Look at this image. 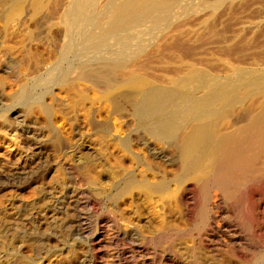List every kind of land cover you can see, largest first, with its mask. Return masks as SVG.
<instances>
[{
  "label": "bare ground",
  "instance_id": "6f19581e",
  "mask_svg": "<svg viewBox=\"0 0 264 264\" xmlns=\"http://www.w3.org/2000/svg\"><path fill=\"white\" fill-rule=\"evenodd\" d=\"M44 1L49 2V0H32L31 3L27 2L30 3V6L32 3L33 6L35 5L34 7L32 6L33 9L31 8L33 11L37 9L42 10L43 14H40L41 16L38 15L39 17L34 19L37 25H52L55 19L54 10L57 6L59 9L60 4L63 5L64 1L62 3V0H50L49 4H46ZM90 1L70 0V5L66 8L65 14L63 13L64 11L62 12L61 25L67 32V40L63 44V49L67 53L72 52L77 58L75 63L79 68L77 78L72 79L70 77V69L57 70L52 75L51 72L53 70L50 71V75L53 78L55 76L68 79L69 81L81 78L90 82L92 86H98L104 91L112 88V93L110 90L105 93H109V95L111 93L110 102L112 101L114 109L120 110L118 111L119 113H122L127 105L133 107L132 114L134 119H132L135 122L132 124L134 127L121 137L120 145L127 152V156L131 154L135 159L132 164H126L127 166L122 165L123 167L120 168L119 190L120 195L125 193L128 195L133 188L137 187L136 189H142L149 192L151 196L153 195L154 197H152L155 198L154 220L153 223L151 222L149 232H131L126 228V230H123L121 226L125 225L130 230H134L136 224L126 214H121L120 240L122 239L126 242L129 239L134 243L133 248H136L135 251L138 249L140 252L149 248L146 246V240L147 242L149 240L155 243L156 247L157 245H163L164 251L161 253H157L156 249L152 250L154 253L152 251L150 252L151 254L148 252L151 256L154 254L158 255L155 257L161 260V264H264V189H260L264 184V75L260 79V75L254 76L252 73V71L264 65L262 59L264 57V50H252L251 62L243 60L246 50L254 48V45L261 40L264 33L262 26L259 24L257 29L252 32H247V30L241 31V29H239L241 32H237L238 29H236L237 33L233 37H229L226 34L228 28L234 22L238 24V21L235 20L238 17L240 18L241 11L243 12V10L250 8L251 4H254V0H217L216 2L214 0L216 4L214 8H209L211 10H204L206 5L205 7L200 5L204 7L201 10H204L205 13L207 11V13H202L203 16L200 14L198 19L201 22L202 28L199 31L200 36H197V41L204 42V39L207 41V38L220 42L225 41L221 47L219 45V52H221L219 54L232 59L228 64L217 63L212 59L205 60L202 56L194 57L196 51H194L195 49L192 46L195 45L190 46L189 40L195 36L194 32L196 29L194 30L191 25L199 23L197 19L192 18L193 21L197 20L193 24L191 23L193 22L190 19L191 17H183L182 20L176 19L177 21L174 22H169V20L166 25L167 32L163 31L164 34L158 37L156 35V42L153 43L151 41V46H155L156 48H149L151 51L149 55L158 48V50H166L169 53V57L156 62L160 67L155 66L161 70L158 69L160 73L162 71L167 72L169 69H171V72L175 70V73L179 71L180 75L184 73V76L181 75L183 76V83L179 80L181 78L174 79L175 73L173 72L174 78H172L175 81L179 80L178 83H181V85L177 84L179 89L162 86L159 91H154L148 89L150 86L147 88L146 83L143 82L145 79H142L143 81H140L143 84L138 82L137 86H135L136 81H133L134 86L137 87H134V90L130 89L128 91L129 89L122 88V90L125 89L122 92H120V81L122 80L118 77L119 75H123L122 72L119 73L121 69L129 65L130 67L133 65L139 66V63L147 68L153 67L154 70L157 68H154V65H150L149 61L144 63L145 59L142 60L143 57L146 60L148 59V52H145L147 50L146 44L138 46L139 51L130 56L131 58L127 59V61L123 60L125 57L120 58V52L114 54L115 56L113 55L110 60H108L110 56L104 55L105 53H102V50L101 53L98 51L99 55L93 56V54H96L94 52L92 55H89L92 52L91 50L90 52L88 51L89 46L86 44V41L89 35L87 36L88 33L86 34L84 25L87 23L91 13ZM106 1L109 0H103L102 3ZM24 2L26 1L0 0V4L3 6H8L9 3L13 4L10 5L12 7L15 4H20L17 7L15 6L17 9L12 8L16 11H19L20 7L18 6L24 9L28 5L25 6ZM181 2L182 0H113L110 7L105 5L109 8L107 13H103V18H101L105 19V22L103 23L99 18V23L103 25L106 23L103 30L107 35L108 33L110 36L112 34L117 35L118 37L115 36L117 39L122 35L125 37L130 36L131 38L133 35L136 36L135 34H142L149 18H152V20L153 18H157L156 20L154 19V23L157 24L158 21L162 20L161 18L164 21V18L171 19L175 15L180 14L182 11ZM211 5L212 3H210ZM189 8H191L190 5ZM12 9H10L11 12ZM253 10L255 13L256 8ZM3 11L4 9L1 12L3 13ZM10 11L9 13H11ZM37 12L39 13L38 10ZM13 13L15 12L11 13L12 16ZM197 13L199 14L198 11ZM60 14L57 12L58 16ZM241 17L244 18L245 16L241 15ZM8 18L9 21L10 17ZM223 18L226 20L224 21ZM152 20L150 21L153 23L154 20ZM222 20L221 25L223 26L219 27L218 23ZM98 21L91 22V24L93 23L94 25L95 22L97 24ZM99 23L97 26L100 25ZM155 24H153L154 27ZM159 28L162 29V27ZM244 29L249 28L245 27ZM155 31L157 32L158 30ZM147 32L150 31L147 30ZM147 32L145 31V33ZM204 35L209 36L204 37ZM105 37L110 38L106 35L103 36V38ZM116 38L115 40H117ZM146 38L150 40V38ZM80 39H82L81 43H84L86 46L79 48L80 52L77 53L78 51L76 52L75 48H77L76 46ZM107 43L110 44V42ZM113 43L114 45L116 44L115 41ZM132 43H130L131 46L134 45ZM94 44L98 45V43ZM123 50H126V48ZM142 51L145 53H142ZM159 53L158 51V56H160ZM154 54L152 53V58ZM162 55L165 56V53ZM138 70L134 71L140 75V71ZM134 71L132 69L129 73L132 74ZM166 72L165 75L168 73ZM194 73H197L198 76H194ZM126 75L127 73H125V77ZM135 75H131L132 80H137V76L139 77V75ZM51 76L49 79H52ZM168 78L166 79L168 80V82L166 81L167 84L171 80ZM126 81L129 82V80H125L124 82ZM152 82L154 83V81ZM152 82L150 81L151 84ZM126 87L128 88V86ZM45 104H41L44 112L45 110L50 111L51 105ZM128 110L127 112L130 111ZM123 112L127 113L126 111ZM49 113L47 112V114ZM95 127H98L102 131L106 128H111V126L107 127L106 121L102 123L97 122ZM57 134H54V136ZM146 137L148 138L147 140L145 139ZM136 165H143V168L139 169ZM147 171H149L148 175L146 174ZM139 190L137 192L140 193ZM141 193L143 192L141 191ZM149 193H146L147 196ZM14 228L16 229L15 226ZM6 239L8 238L6 237ZM10 239L7 245V248L9 246V250H5L9 251L8 255L7 252L1 254L0 251V264L6 259V264L9 260V264L21 262V253L19 254V251H17L16 248L18 247H16L14 239ZM122 240L121 242H123ZM162 242L164 243L161 245ZM128 244L130 245L131 243L128 242ZM121 251L123 253L127 252L125 248ZM7 256L8 258H6Z\"/></svg>",
  "mask_w": 264,
  "mask_h": 264
},
{
  "label": "rangeland",
  "instance_id": "374dc122",
  "mask_svg": "<svg viewBox=\"0 0 264 264\" xmlns=\"http://www.w3.org/2000/svg\"><path fill=\"white\" fill-rule=\"evenodd\" d=\"M25 1V6L28 5L24 7L23 4L24 9L18 6L20 7L19 11L13 9L20 4H15L13 6L14 8L10 6L13 5L11 3H9L8 6L4 5L5 8L0 4L1 254L7 252L8 255L9 251L5 250H9V246L7 248V245L11 240L10 238H13L14 243L17 245L15 246L18 247L16 248L17 251H19V254L21 253V262H16L17 264H161V260L155 257L158 255L152 254L153 256H151L150 252L155 249L157 253L163 252L162 244L164 242L161 243L162 246L157 245V248L155 243L149 240L147 242L146 240V246L147 248L149 247L146 249L147 251L144 250L140 252L137 249L138 252H136L137 250L135 251L136 248H133L134 243H132V241L128 239L124 242L125 240L123 241L121 239L125 243L124 244L120 240L121 214H126V216L136 224L134 230H130V228L121 224L123 225L121 226L123 230L126 228L131 232H149L154 220L155 198H153V195L152 197L149 192L136 189L137 187L133 188L128 195L127 193L120 195L119 190L120 168L124 165L127 166L132 164L135 159L131 154L127 156V152L124 151L122 145H120L121 137L126 135L130 129L134 127L133 107L129 105H127L126 108L124 107L125 109H123V111L126 112L131 107L129 109L131 112L128 110L129 112L127 113L123 111L119 113L118 111L120 110L114 109L111 103L112 101L110 102V96L113 92L112 88L106 90L107 92L110 90L111 93L109 95V93H105L106 91L100 89V87L95 85L92 86L90 82L81 78L69 81L68 79L54 76L55 80H53L54 78L50 75V71L54 70L51 72L52 75H54V72L57 70L70 69V77L72 79L75 77L77 78V73L79 71V68L75 65L77 61L75 54L72 52L67 53L63 49V44L67 40V32L62 27L61 20L63 13L65 14L66 8L70 5V0H62L64 4H60L59 6L61 11L58 9V6L54 10L53 14L56 20L54 19L52 25H43L39 23V25H37L34 19L43 14L41 12L42 10L35 7L39 13L35 9V11H33L32 9L35 5L33 6V3L31 6L29 5L32 0ZM92 1L93 0L90 1L91 3L89 2L91 17L89 16L87 23L84 25V30L86 34L88 33L87 36L89 35L86 41V44L89 46L88 51L90 52L91 50L92 52L89 55H92L94 52L96 54H93V56H96L99 55L98 51H100V53L103 51L102 53H105L104 55L107 54L106 56H110L108 59L110 60L114 54L120 52V58L125 57L126 59L124 58L123 60L127 61V59L131 58L130 56H133L135 52L139 51L138 46L146 44L145 47L147 50H145V52H148V57H145L148 59L146 60V58L143 57L142 60L145 59L144 63L149 61L150 65H154V68H157L154 70L153 67L147 68L139 63V66L136 64L137 66L133 65L130 67L129 65L123 68L124 70L121 69L119 73L122 72L123 75H119L118 77L122 80L120 81V92H122L125 91V89H129L128 91H130V89L137 86L138 82L141 84L145 82L146 87L148 88L150 86L148 89L154 91H159L162 86L165 88L179 89L177 84L181 85V83H183L182 78L184 73H181V75H183L181 76L179 71L175 73V70H172L175 73V78L173 77L171 69H169L170 71L168 70L170 73L168 71V73L166 71L160 73L161 70L158 68L160 66L156 62L168 58L169 53H167L166 50H158V48L155 51L157 52L156 54L152 52L154 54L152 58V53L149 55V52H151L149 48H156L155 46H151V44L152 42H156L158 36L167 32L166 25L169 20V22H174L182 20L183 17H191V20L192 18L198 20L200 14L203 16V14L207 13V11L205 13V9L211 10L214 8L217 0H215V2L214 0H201V2L200 0H182V11L180 10L181 13L178 14L180 17L175 15L171 19L164 18V21L163 18H161L162 20L156 21L157 24L154 23L157 18H153V20L155 19L154 21L152 18H149L142 34H135L136 36L133 35L131 38L130 36L125 37L122 35L119 37L121 39H117V35L112 34L110 36L109 33L107 35L103 30L106 23L104 25L99 23L100 19L103 18V13H107L109 9L107 7L111 6L113 0L106 1L105 3H102L103 0H96L93 1V3ZM44 2L49 4L50 0L49 2ZM204 2L206 3L204 4ZM253 2L254 4H251L250 8L243 10V12L241 11L240 14L245 17L243 18L240 15V21L239 17V19L236 18L235 21H238V24L234 22V24L228 28L226 33L227 36L233 37L237 32H241L242 30L252 32L257 29L259 24L262 26L264 33V0H257L256 3L254 0ZM187 3L191 8H189ZM210 3H212L211 6ZM101 4L104 6L102 5L100 8ZM105 5L108 6L106 7ZM200 5L204 7L206 5V7L204 8ZM6 8L8 9L7 11ZM203 8L204 10H201ZM255 8V13L259 11L257 15L253 12ZM3 9L4 11L2 13L1 11ZM10 9H12V12H15L13 13L14 17ZM250 9L253 11L249 14V12H251L249 11ZM9 11L11 13H9ZM97 11L100 12L97 13ZM194 11H196L195 14L197 16L193 14ZM16 12H18V14H16ZM57 12L58 14L61 12V16L59 15L60 17L57 15ZM9 14L11 15L9 16ZM8 17H10L9 21ZM101 20L103 23L105 22V19ZM150 20H152L153 23ZM197 20H192L193 22L191 23L193 24ZM223 20L225 21L226 19L223 18ZM223 20L219 21V27L223 26L221 25ZM94 21H98L100 25L97 26L98 23L96 24V22L94 25L93 23L91 24V22ZM148 22L149 25L147 26ZM197 22H199V20ZM153 24H155V27ZM191 26L194 30L196 29L194 32L196 37L193 36L196 42H194L195 40L193 39L189 40L190 46L195 45L192 46L195 49L194 51H196L195 53L193 52L195 58L202 56L205 60L212 59L222 64H228L229 61H232V59L219 54L221 53L219 52L220 47L225 41L220 42L208 38L207 41L204 39L206 42L197 41V36L202 28L201 22ZM159 27H162V29ZM245 27L250 30L244 29ZM236 29H238L237 32ZM239 29H241V31H239ZM144 30L150 32L145 33ZM149 33L152 36L151 38ZM151 33L154 34L152 35ZM105 35L110 38H103ZM208 36L209 35H204V37ZM99 37H101L102 40H100L101 38ZM144 37H148L150 40ZM115 38L117 40H115ZM129 39L132 40L130 41ZM114 41L116 43L115 45L113 43ZM128 41L130 43L134 42L132 43V45H134L131 46ZM81 42L82 39L79 40L76 46L78 49L75 48V51H78L77 53L80 52L79 48L86 46ZM93 42L96 44L98 43L101 49L100 47H96L98 45H95ZM100 42L102 43L99 44ZM107 42H110L113 47ZM255 45L254 48H248L246 50L243 57L244 61H252V50H264V36ZM122 48H126V50ZM158 51L160 53H165V56L162 55L163 53H159L160 56H158ZM145 52L142 51V53ZM151 58L153 61L150 60ZM262 59L264 61V57ZM131 68L133 71L139 69L138 71H140L142 78L139 73L134 71L136 75H139L140 78L137 76V80L139 81L132 80V76L135 75V73H129V71H132ZM165 72L171 80L165 75ZM263 72L264 65L252 71L254 76L260 75L259 78H262L264 75ZM125 73H127L126 77ZM49 75L52 79H49ZM194 76H198V74L194 73ZM149 77L151 78L147 79ZM154 77L156 79L159 77V80L157 79V81ZM166 77L170 80L169 83H174H168V85L166 83V81L168 82ZM172 77L174 79L181 78L179 79L181 83H178L179 80L175 81ZM142 79H145V81ZM123 80H129V82H124ZM148 80L151 82L154 81V83L152 82L151 84L149 81L151 85L149 83L148 85ZM133 81H136L135 86ZM156 84L159 85L157 86ZM126 86H128V88ZM122 88L125 89L122 90ZM38 99L40 100L38 101ZM43 102L47 105H51L50 111L45 110L44 112L43 106L41 105L45 104ZM29 107H32L31 110H29ZM47 112L50 113L47 114ZM104 121H106L107 127L111 126L110 129L106 128V131H102L98 129V127H95L97 122L102 123ZM54 134H57V137L54 136ZM58 135L60 136L58 137ZM145 139L147 140L148 138L146 137ZM136 166L139 167V169L143 168V165ZM148 172L149 171L146 173L147 175ZM262 186L263 187H260L261 190L264 189V184ZM138 190L140 193L137 192ZM141 191L143 193H141ZM146 193H149V195L147 196ZM10 227L15 230L12 231ZM6 237L8 239H6ZM1 239L4 240V242H2ZM128 242L131 244L129 245ZM130 246L132 247L130 248ZM123 248H125L127 252L123 253L121 251ZM159 248L162 250L160 251ZM128 249H130V251H128ZM132 249H134V251L131 252ZM152 253H154V251H152ZM151 257L152 259H150ZM6 258H8V256ZM159 259L161 258L159 257ZM6 260H3L1 264H6ZM95 261L96 263H94ZM8 262L7 264L10 263Z\"/></svg>",
  "mask_w": 264,
  "mask_h": 264
}]
</instances>
